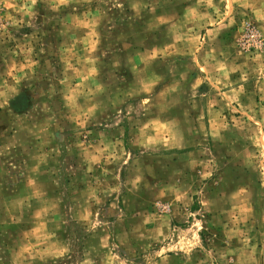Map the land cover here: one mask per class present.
<instances>
[{
    "label": "rangeland",
    "instance_id": "rangeland-1",
    "mask_svg": "<svg viewBox=\"0 0 264 264\" xmlns=\"http://www.w3.org/2000/svg\"><path fill=\"white\" fill-rule=\"evenodd\" d=\"M231 29L264 0H0V264H264Z\"/></svg>",
    "mask_w": 264,
    "mask_h": 264
},
{
    "label": "crops",
    "instance_id": "crops-1",
    "mask_svg": "<svg viewBox=\"0 0 264 264\" xmlns=\"http://www.w3.org/2000/svg\"><path fill=\"white\" fill-rule=\"evenodd\" d=\"M211 33V29L209 32ZM234 31L231 29V50L227 47L226 52H222L229 64L228 81L231 80V89L226 92L231 94V116L262 117L264 116V51L258 54H250L240 50L234 43ZM213 48L210 45L203 46L198 52L200 57V74L204 76V69L207 74L215 75V56L208 60L201 58L202 52H210ZM222 71V69H221ZM223 82V81H222ZM220 82V83H222ZM218 86V83H215Z\"/></svg>",
    "mask_w": 264,
    "mask_h": 264
},
{
    "label": "built area",
    "instance_id": "built-area-1",
    "mask_svg": "<svg viewBox=\"0 0 264 264\" xmlns=\"http://www.w3.org/2000/svg\"><path fill=\"white\" fill-rule=\"evenodd\" d=\"M258 30L253 27L248 25L245 28V31L242 34V37L240 39V44L243 47V49H251L255 48L257 45H261V38Z\"/></svg>",
    "mask_w": 264,
    "mask_h": 264
}]
</instances>
